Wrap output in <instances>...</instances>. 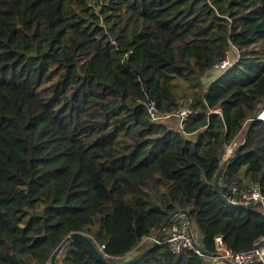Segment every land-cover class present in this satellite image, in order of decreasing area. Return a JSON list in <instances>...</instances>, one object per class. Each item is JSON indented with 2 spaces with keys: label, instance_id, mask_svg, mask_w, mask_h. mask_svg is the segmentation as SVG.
Segmentation results:
<instances>
[{
  "label": "trees",
  "instance_id": "obj_1",
  "mask_svg": "<svg viewBox=\"0 0 264 264\" xmlns=\"http://www.w3.org/2000/svg\"><path fill=\"white\" fill-rule=\"evenodd\" d=\"M180 100L184 133L149 122L145 103ZM263 104L264 0H0V264H47L72 233L120 263L182 209L206 253L218 236L250 250L262 207L226 205L213 181L244 142L218 190L245 168L264 198ZM54 263L101 264L80 241ZM204 263L159 243L132 264Z\"/></svg>",
  "mask_w": 264,
  "mask_h": 264
},
{
  "label": "built area",
  "instance_id": "obj_2",
  "mask_svg": "<svg viewBox=\"0 0 264 264\" xmlns=\"http://www.w3.org/2000/svg\"><path fill=\"white\" fill-rule=\"evenodd\" d=\"M231 48V50H235L233 47ZM235 53L237 58L236 50ZM232 63L233 58L230 60L229 54L226 52L225 57L220 62L216 63L213 68L214 70L223 73ZM145 106L148 120L151 124L165 125L170 129L184 133V121L191 114L190 106H188L185 101L180 100V105L177 109L165 113H161L153 102L145 103ZM263 114L264 104L257 108L256 113L250 122H253L254 120H264ZM235 148L236 143H232L225 147L224 152L221 155L222 163L228 161L232 157ZM225 196L229 201L234 203L257 202L259 206L262 207L264 215V198L260 193L258 183L246 187L244 186L242 188L234 184L228 188ZM196 236L197 235L192 233L191 225H189L185 216L180 214L173 216L169 220L160 243L166 245L168 251L174 255L187 250L194 251L196 254L202 256L199 251L194 248V242L199 245L200 241V239L199 241L196 240ZM101 249H103V246L100 250ZM214 254L216 257L212 259L220 260L222 262L226 261L230 264H249L255 261H259V264H264V237L256 240L250 250L241 253H234L225 246L222 238L218 236L214 239Z\"/></svg>",
  "mask_w": 264,
  "mask_h": 264
},
{
  "label": "water",
  "instance_id": "obj_3",
  "mask_svg": "<svg viewBox=\"0 0 264 264\" xmlns=\"http://www.w3.org/2000/svg\"><path fill=\"white\" fill-rule=\"evenodd\" d=\"M249 127L250 125L248 126V130H249ZM248 130L246 131L245 133V137H244V141L247 137V134H248ZM244 143V142H243ZM243 143H241L238 147L235 148V151H233V153H236L240 147L243 145ZM227 161L226 162H223L221 165H220V168L214 178V181H213V190L214 192L219 196L220 200L225 203L226 205L228 206H231V207H240V208H251V207H256V206H259V204L257 202H249V203H234V202H231L227 199V197L225 195H223L219 190H218V187H217V183H218V179H219V176L222 172V169L224 168V166L226 165ZM184 215L185 218L187 219L189 225H191V220H190V216H189V213L187 210L185 209H182V210H177L175 211L174 213H172L165 221L164 223L162 224V226L160 227V229L158 230L155 238L153 239L152 243L146 248L144 249L137 257L135 258H131L129 260H125V261H122L120 263H111L109 262L104 256L103 254L98 250V248H96L92 242L90 241V239L85 236L84 234L82 233H72L70 234L68 237H66L62 243L60 245H58V247L53 251V253L51 254L50 258H49V261L47 264H54V262L56 261V259L58 258V256L60 255V253L62 252L63 248L65 247V245L67 243H69L70 241H80L82 242L86 248L94 255V257L101 263V264H132V263H139L143 258H145L149 252L157 245L160 243L161 239H162V235H163V232L169 222V220L175 216V215ZM194 248L199 251V253L203 256V257H210V258H215L216 255L213 253V254H208L204 251V249L202 248L201 245H198L196 242H194ZM224 263L226 264H230L226 261H223ZM249 264H259V261H255V262H252V263H249Z\"/></svg>",
  "mask_w": 264,
  "mask_h": 264
},
{
  "label": "rangeland",
  "instance_id": "obj_4",
  "mask_svg": "<svg viewBox=\"0 0 264 264\" xmlns=\"http://www.w3.org/2000/svg\"><path fill=\"white\" fill-rule=\"evenodd\" d=\"M232 49V48H231ZM229 50L228 51V54H229V57H230V60L232 59L233 55H232V51L234 53V55L236 54L235 53V50ZM218 71L217 70H212L210 73L208 72L205 76L207 77H203L204 79L202 80V83H206L208 84L213 78L216 77ZM184 100V99H183ZM171 124V123H170ZM191 230H192V233L197 235L196 236V240L199 241V234H198V231H197V228L191 224ZM153 241V238H143V240L141 241V243L137 246L136 249H134V251L129 255L127 256V258H133L135 256H137L139 254V252L143 249V247L147 246V245H150ZM55 264V263H54Z\"/></svg>",
  "mask_w": 264,
  "mask_h": 264
},
{
  "label": "crops",
  "instance_id": "obj_5",
  "mask_svg": "<svg viewBox=\"0 0 264 264\" xmlns=\"http://www.w3.org/2000/svg\"><path fill=\"white\" fill-rule=\"evenodd\" d=\"M232 55H233V57L236 55H234V53H233V51H232ZM232 57V58H233ZM233 60H235V57L233 58ZM207 77V76H206ZM216 78V77H215ZM215 78H213L211 81H213V80H215ZM210 81V82H211ZM209 82V83H210ZM208 83V84H209ZM245 168H242L241 170H240V178H241V180H242V183L244 184V186L246 187V186H249L250 185V182H249V177H248V175L246 174V172H245ZM199 239H200V236H199ZM129 259H131V258H126L125 260H129ZM204 260H205V263L204 264H226V263H224V262H222V261H220V260H214V259H212V258H210V257H204Z\"/></svg>",
  "mask_w": 264,
  "mask_h": 264
},
{
  "label": "bare ground",
  "instance_id": "obj_6",
  "mask_svg": "<svg viewBox=\"0 0 264 264\" xmlns=\"http://www.w3.org/2000/svg\"><path fill=\"white\" fill-rule=\"evenodd\" d=\"M263 117H264V114H263Z\"/></svg>",
  "mask_w": 264,
  "mask_h": 264
}]
</instances>
